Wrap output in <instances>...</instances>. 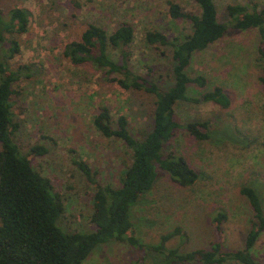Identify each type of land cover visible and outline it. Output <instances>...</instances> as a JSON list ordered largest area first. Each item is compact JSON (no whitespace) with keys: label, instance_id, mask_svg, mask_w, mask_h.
Returning <instances> with one entry per match:
<instances>
[{"label":"rangeland","instance_id":"obj_1","mask_svg":"<svg viewBox=\"0 0 264 264\" xmlns=\"http://www.w3.org/2000/svg\"><path fill=\"white\" fill-rule=\"evenodd\" d=\"M214 1L222 23L230 21L229 5L264 7V0ZM170 2L178 3L184 13L200 14L194 0H0L5 13L16 7L31 13L29 31L20 36L21 52L9 62L12 70L24 73L13 86L19 93L12 99L14 122L19 125L14 141L24 155L35 146L47 149L44 156L32 160V165L51 179L63 196L65 213L59 226L66 232L93 230L95 183L119 187L121 175L131 163L130 151L121 141L98 132L94 117L101 107H107L113 127L120 116H126L130 133L142 139L152 131L154 97L109 83L92 65L74 66L64 57V49L79 40L90 24L109 33L129 24L135 30V41L128 49L130 68L167 90L174 84L173 49L150 46L146 34L158 31L181 41L193 30L189 19L171 18ZM260 43L258 30L230 29L227 36L194 56L188 73L192 78L206 77L208 85L200 88L191 84L189 97L201 99L204 92L220 86L231 100L229 109L192 101L176 107L181 128L167 144L166 154L173 151L182 155L200 180L182 188L159 169L153 189L133 217V236L144 248L114 240L98 246L83 264H179L169 262L161 254L163 250L150 249L162 243L163 235L177 229L179 235L165 243V249L188 253L211 249L215 242L222 244L223 252L244 248L254 218L241 189L252 186L264 200ZM110 55L119 59L117 51ZM194 121H211L212 132L217 133L210 140H196L184 127ZM80 163L89 167L95 183ZM219 213L226 215L220 232L213 224ZM253 255L264 264V233Z\"/></svg>","mask_w":264,"mask_h":264},{"label":"trees","instance_id":"obj_2","mask_svg":"<svg viewBox=\"0 0 264 264\" xmlns=\"http://www.w3.org/2000/svg\"><path fill=\"white\" fill-rule=\"evenodd\" d=\"M194 2L200 14L184 13L178 3H169L173 20L189 19L192 23V33L183 40H171L158 31L146 34L150 46H170L173 49L174 84L167 90L130 68L128 49L135 41V30L129 24H122L112 33L90 24L79 40L68 43L64 49V57L74 66L92 65L105 74L109 83L154 97L152 131L142 139L130 133L126 116H120L117 127H113L107 107H101L93 119L95 129L104 137L115 138L124 144L131 153V163L124 169L119 187L95 183L89 167L79 164L96 186L91 217L93 230L88 233L66 232L59 226L65 213L63 196L55 190L52 180L32 165V160L44 156L47 149L35 146L24 155L15 144L19 125L14 122L12 99L19 93L13 86L24 73L21 69L12 70L9 62L21 52L20 36L29 31L31 13L18 7L5 13L0 6V264H83L98 246L114 240L127 241L142 249L143 245L133 236V217L143 198L153 189L158 170L166 172L182 188H190L200 180L199 173L182 155L173 151L166 154L167 144L181 128L176 107L180 102L192 101L196 104L214 103L222 109H229L231 100L220 86L204 92L201 99L190 98L189 86L206 88L208 79L202 75L192 78L189 67L197 53L223 39L230 29L240 32L258 30L261 36L258 49L262 62L260 82L264 88V7L260 8L258 4L251 7L229 5L230 21L222 23L214 0ZM112 50L118 52L119 59L110 55ZM184 127L198 141L210 140L212 134L217 133L212 132L211 121H194ZM241 194L249 202L254 218L243 249L223 252L220 242H215L211 249L188 253L165 249V243L179 235V229L163 235L162 243L150 249L159 253L163 250L161 254L171 263L225 264L234 261L260 264L253 251L264 233V200L252 186H244ZM225 220L224 213L215 217L213 224L219 232ZM135 264L141 263L137 261Z\"/></svg>","mask_w":264,"mask_h":264}]
</instances>
